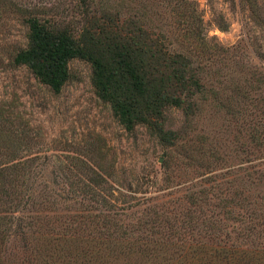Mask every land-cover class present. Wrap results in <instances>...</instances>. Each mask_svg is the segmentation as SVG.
<instances>
[{"label": "trees", "instance_id": "obj_1", "mask_svg": "<svg viewBox=\"0 0 264 264\" xmlns=\"http://www.w3.org/2000/svg\"><path fill=\"white\" fill-rule=\"evenodd\" d=\"M161 2L176 30L152 26L151 8L128 0H77L68 22L54 9L0 0V20L15 15L28 29L15 66L59 94L70 63H89L96 95L126 132L144 127L162 147L181 148L184 171L199 160L204 168L174 183L175 151L166 153L136 198L100 161L74 154L62 176L39 183L32 139L0 114V264H264V55L255 49V65L239 45L212 43L195 1ZM239 2L264 29L260 1ZM205 105L245 134L244 174L223 172L214 137L210 147L189 139ZM170 109L183 113L182 130L167 127Z\"/></svg>", "mask_w": 264, "mask_h": 264}, {"label": "rangeland", "instance_id": "obj_2", "mask_svg": "<svg viewBox=\"0 0 264 264\" xmlns=\"http://www.w3.org/2000/svg\"><path fill=\"white\" fill-rule=\"evenodd\" d=\"M16 1L28 7L54 9L59 14V21L63 22L73 19V9L77 2V0ZM191 1L196 2L202 13L206 33L212 39V43L225 47L239 45V49L244 48L241 50L255 65H260L255 49H260L264 55V29L253 23L244 4L239 0ZM259 1L264 6V0ZM128 2L133 3L132 7L137 9L140 4L151 8L147 16L152 26L161 28L170 24L169 31L175 27L176 16L170 14L171 9H166L161 0ZM223 23L227 25V31L221 30L220 25ZM27 33V27L17 16L4 15L1 18L0 114L11 115L15 126L32 139L33 155L40 154L42 157L39 169L42 170L44 178L39 180V183H49L52 171L62 176L66 170L62 164L67 163L71 155L80 154L83 158L86 156L85 159H90L92 163L100 161L104 169L114 175L116 180L123 184L127 191L129 190L128 192L139 190L140 193H136L135 197H142L144 194L141 192L150 191L149 187L156 176L154 171L161 169L165 154L173 153L175 150L162 147L144 127H138L133 134L124 130L110 105L96 95L89 63L82 60L70 63L71 78L59 94H55L40 83L26 67L15 66L14 56L27 47ZM212 43L210 47L213 46ZM246 47L248 48L245 49ZM237 53L240 55L241 52ZM204 107L188 131L189 139H193L198 147H210L205 139L209 137L207 141L209 143L214 137L213 146L217 145L220 148V153L216 157L224 159L221 161L224 166L223 172L234 166L238 174H244L245 155L242 146L245 144V134L243 131L238 133V125L231 119L223 118L216 111L215 115L211 116L214 111L209 105ZM166 116L167 127L174 130L184 128L186 122L180 110L170 109ZM180 151L181 148L175 151V155H178L177 160L175 156L168 171L174 183L184 176L190 178L191 175L204 171V168L199 167L202 165L200 160L184 171L187 160H183L184 156L179 154ZM31 152L23 154L30 156ZM45 158H48L47 163L44 161ZM161 178L159 174L160 183ZM170 197L167 198L175 199L174 194Z\"/></svg>", "mask_w": 264, "mask_h": 264}]
</instances>
